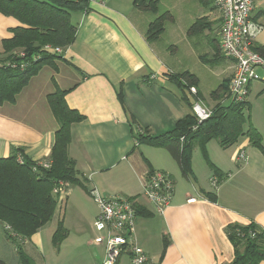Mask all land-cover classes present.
Instances as JSON below:
<instances>
[{
	"label": "crops",
	"instance_id": "1",
	"mask_svg": "<svg viewBox=\"0 0 264 264\" xmlns=\"http://www.w3.org/2000/svg\"><path fill=\"white\" fill-rule=\"evenodd\" d=\"M132 2L91 0L87 10L72 13L77 31L61 57L31 76L15 102L0 105V157L16 150L31 160L48 158L57 122L46 97L56 88L66 90V104L83 116L70 126L67 153L86 189L75 185L67 190L64 209L68 203L75 215L74 220L63 217L67 235L55 264H99L103 257V246L94 241L98 208L92 189L133 199L130 238L144 249L146 264H230L233 247L225 227L253 222L264 230V151L247 138L217 153L205 147L206 156L195 146L191 174L185 176L164 147L137 142L135 126L137 133L160 135L191 108L181 88L168 79L172 69L145 38ZM253 17L264 24V0L255 1ZM18 25L0 13V51L1 40ZM258 45H264V32L255 38ZM224 62L222 80L229 81L234 63ZM240 150L246 158L236 160ZM111 169L120 174L111 177ZM153 170L168 172L173 180L172 197L162 213L143 195L146 175ZM212 176L216 186L210 183ZM191 197L195 200L188 201ZM32 236L24 244L37 248ZM115 264H131L129 255L122 254Z\"/></svg>",
	"mask_w": 264,
	"mask_h": 264
},
{
	"label": "trees",
	"instance_id": "2",
	"mask_svg": "<svg viewBox=\"0 0 264 264\" xmlns=\"http://www.w3.org/2000/svg\"><path fill=\"white\" fill-rule=\"evenodd\" d=\"M88 3L87 0H0V13L20 23L12 28L11 37L1 40L0 105L15 102L17 94L31 76L43 65H53V60L61 57V54L52 53L45 46L66 48L75 39L77 31L71 15L87 10ZM132 4L134 10L143 13L155 11L158 5L156 0H133ZM165 17L157 16L146 25L144 34L150 43L163 32ZM203 27H206L205 17L197 19L192 26L197 30ZM217 42L216 39L215 55L224 57L217 49ZM255 50L264 56V45H258ZM168 79L182 91L197 86L196 76L189 71L168 73ZM228 83V79L222 80L211 92L216 102L206 119L197 122L191 112L179 118L174 127L165 133L151 135L143 131L134 134V138L138 143L166 148L185 176L191 174L193 147L198 146L206 156L205 145L213 138L222 148L247 138L251 145L264 151L257 131L251 123L245 124V99H230ZM65 92L56 88L46 97L57 122L47 158L50 165H36V160L27 157H22L23 162L20 163L16 159V150L7 157H0V223L4 225L6 237L19 242L16 246L19 264H36L32 254L25 252L21 244L52 219L58 199L53 188L63 182L67 184V189L72 184L86 189L74 160L67 153L70 126L83 116L68 107ZM182 99L192 107L184 93ZM225 232L233 247L230 264H258L264 261V230L257 224L230 223ZM66 235L67 229L60 221L53 233V243L57 248ZM0 264L6 263L0 258Z\"/></svg>",
	"mask_w": 264,
	"mask_h": 264
},
{
	"label": "rangeland",
	"instance_id": "3",
	"mask_svg": "<svg viewBox=\"0 0 264 264\" xmlns=\"http://www.w3.org/2000/svg\"><path fill=\"white\" fill-rule=\"evenodd\" d=\"M156 1L158 5L155 11L149 13L139 12L138 15L140 16L135 18V20L137 23L139 22L145 32L147 29L146 25L150 20L160 15L166 16L163 21V32L156 40L151 42L153 47L163 62L172 69L173 74L189 71L196 76L197 86H194L196 92L192 94L191 87L183 90L189 102L194 104L197 99L196 96H198L205 106L209 108L213 107L216 100L211 97V92L221 82L223 78L222 71L225 66V58L217 54L215 55L216 48L214 45L215 40H218L217 32L219 30V21L216 19L218 18V10L214 7L212 0ZM200 17H205L206 27L198 30V27L193 29V23ZM145 18H148V21ZM263 32L264 24L262 23V28L258 35ZM218 56L220 58L216 59ZM244 99L243 115L246 120L245 124L248 122L252 124L264 147V78L248 83L247 93ZM190 108L192 112V107ZM133 129L134 134H136L137 127L135 126ZM205 146L213 148L216 153L219 149H222V147H219L218 141L215 138L208 140ZM166 151L169 154L167 149ZM169 157L170 161L174 162L170 154ZM158 158H161L159 154ZM119 174L117 169H111L109 172L111 177ZM121 176L125 177V175ZM69 186L72 188L76 187L74 184ZM91 198L93 200L92 196ZM63 201L64 199L62 201L57 199V206L52 220L39 230L40 237L37 234L38 232L34 233L35 235L33 234L32 237L38 247L36 246L37 248H35L29 242L27 244H21L25 252L32 254L31 257H33L36 264H55L57 262V247L53 243V233L60 221L64 226L63 217L74 220L75 215L74 209L68 203L67 209H64ZM4 230V225L0 223V258L6 264H19L17 258L18 253L16 252V246L19 242L18 240L7 238ZM28 247L32 249L26 251Z\"/></svg>",
	"mask_w": 264,
	"mask_h": 264
},
{
	"label": "built area",
	"instance_id": "4",
	"mask_svg": "<svg viewBox=\"0 0 264 264\" xmlns=\"http://www.w3.org/2000/svg\"><path fill=\"white\" fill-rule=\"evenodd\" d=\"M255 1L212 0L214 7L218 10L220 52L234 63L232 76L228 83V93L229 98L236 101L244 100L249 82L264 78V56L255 50V38L262 28V24L253 17ZM45 49L57 54L63 51L58 46H45ZM190 90L192 93L196 92L194 87ZM192 113L197 122H200L211 114V108L197 99L192 104ZM245 158L243 150H240L235 157L236 160ZM16 159L20 163L23 162L20 153L16 154ZM36 165L48 167L50 161L48 159L36 161ZM217 182L215 176L210 178L213 186H216ZM67 190V184L59 182L53 188V193L62 201ZM172 192L173 180L168 172L153 170L146 175L143 195L157 213H162L169 205ZM90 195L98 207V213L93 221V227L97 232L94 241L104 248L99 264H115L124 253L129 255L131 264H146L148 257L144 249L130 238L136 217L133 199L118 194L100 195L95 189L90 191ZM194 200V197L188 199V201Z\"/></svg>",
	"mask_w": 264,
	"mask_h": 264
}]
</instances>
